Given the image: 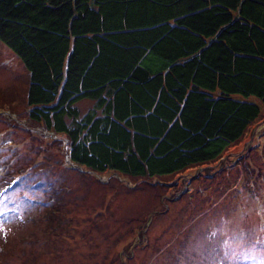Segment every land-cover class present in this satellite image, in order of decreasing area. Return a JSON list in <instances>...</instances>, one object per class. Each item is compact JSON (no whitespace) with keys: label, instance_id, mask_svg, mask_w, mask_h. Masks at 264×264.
<instances>
[{"label":"trees","instance_id":"trees-1","mask_svg":"<svg viewBox=\"0 0 264 264\" xmlns=\"http://www.w3.org/2000/svg\"><path fill=\"white\" fill-rule=\"evenodd\" d=\"M0 41L30 119L97 173L211 164L264 115V0H0Z\"/></svg>","mask_w":264,"mask_h":264},{"label":"rangeland","instance_id":"rangeland-1","mask_svg":"<svg viewBox=\"0 0 264 264\" xmlns=\"http://www.w3.org/2000/svg\"><path fill=\"white\" fill-rule=\"evenodd\" d=\"M28 89L0 41V264H264V115L211 164L132 178L73 164Z\"/></svg>","mask_w":264,"mask_h":264}]
</instances>
